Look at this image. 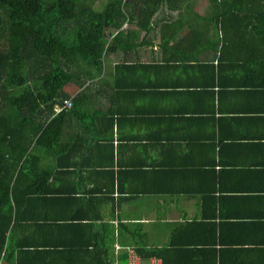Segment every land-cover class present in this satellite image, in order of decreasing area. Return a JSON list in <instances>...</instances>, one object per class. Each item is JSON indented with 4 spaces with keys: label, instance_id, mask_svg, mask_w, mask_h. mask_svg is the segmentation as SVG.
Segmentation results:
<instances>
[{
    "label": "crops",
    "instance_id": "crops-1",
    "mask_svg": "<svg viewBox=\"0 0 264 264\" xmlns=\"http://www.w3.org/2000/svg\"><path fill=\"white\" fill-rule=\"evenodd\" d=\"M209 10L178 33L165 10L148 29L126 20L107 57L134 67L104 77L108 99L68 109L58 149L41 152L48 179L7 239L17 257L1 264H129L128 247L157 249L161 264H264V73L245 68L263 47L232 49L219 67ZM97 127L114 136L113 167Z\"/></svg>",
    "mask_w": 264,
    "mask_h": 264
},
{
    "label": "trees",
    "instance_id": "trees-1",
    "mask_svg": "<svg viewBox=\"0 0 264 264\" xmlns=\"http://www.w3.org/2000/svg\"><path fill=\"white\" fill-rule=\"evenodd\" d=\"M196 1L107 0L97 8L86 0H0V260L17 257L7 239L20 218L25 199L32 197L37 187L43 188L48 179L41 152L44 148L50 153L58 149L68 109L75 107L78 100L94 102L103 95L108 99V88L102 83L104 77L111 76L116 82L114 77H128L127 67H134L123 60L114 65L109 63V52L117 46L124 47L120 38L125 33L118 31L110 40L108 31L120 29L127 19L134 17L139 27L148 29L156 13L165 10L177 21L178 24L171 25L178 33L188 26V14L194 10ZM211 5L214 32L220 35L218 43H211L214 51L219 52L218 66L225 60L223 56L227 61L228 56H234L232 49L250 53L259 45L263 47L262 53L253 51L254 62L245 68L264 73V0H212ZM199 16L193 13L190 17L194 24ZM179 47L175 45L183 52ZM204 62L200 64L203 68L215 67L214 63ZM215 78L220 84L219 74ZM65 81L76 84L77 93L66 91ZM259 81L264 88V76ZM67 99L72 106L65 105ZM108 115L104 112L96 117L103 121ZM106 134L107 131L97 127L93 136L97 144L112 151L111 159H104L106 166L113 167L114 136ZM55 162V166L59 165L57 159ZM95 237L99 241L92 238L86 242V248L101 244V233ZM133 249L142 259L159 255L157 249ZM99 253L105 260V251L99 249Z\"/></svg>",
    "mask_w": 264,
    "mask_h": 264
},
{
    "label": "rangeland",
    "instance_id": "rangeland-1",
    "mask_svg": "<svg viewBox=\"0 0 264 264\" xmlns=\"http://www.w3.org/2000/svg\"><path fill=\"white\" fill-rule=\"evenodd\" d=\"M88 3H89V5H91V6H93V7H97V8H100V7H102L103 5H105V3L107 2V0H86ZM211 1L212 0H198V4L195 6V7H197L198 9H201V10H207V9H209V8H211L212 9V11L214 10V8L212 7V5H211ZM219 3V2H218ZM102 9V8H101ZM212 11L211 10H209L208 11V17H209V22H210V25L212 26V28H213V19L211 18V16H212ZM212 30H214V29H212ZM64 88H65V90L66 91H68V92H71V93H74V92H77L78 90H79V87L76 85V84H74V83H69L68 81H65V84H64ZM43 160V159H42ZM43 164L45 163V162H43V161H41ZM47 162V161H46Z\"/></svg>",
    "mask_w": 264,
    "mask_h": 264
},
{
    "label": "built area",
    "instance_id": "built-area-1",
    "mask_svg": "<svg viewBox=\"0 0 264 264\" xmlns=\"http://www.w3.org/2000/svg\"><path fill=\"white\" fill-rule=\"evenodd\" d=\"M69 104V100H65V105ZM60 110V109H58ZM129 264H161V261L156 257H150L144 261L133 248H129Z\"/></svg>",
    "mask_w": 264,
    "mask_h": 264
},
{
    "label": "clouds",
    "instance_id": "clouds-1",
    "mask_svg": "<svg viewBox=\"0 0 264 264\" xmlns=\"http://www.w3.org/2000/svg\"><path fill=\"white\" fill-rule=\"evenodd\" d=\"M125 24H126V22H125ZM122 29H124V26L123 27H121L120 29H117V30H113V31H108V38L110 39V40H112L113 39V37L118 33V31H121ZM110 32V33H109ZM68 100V99H67ZM68 106H72V104L70 103V101H69V104H67Z\"/></svg>",
    "mask_w": 264,
    "mask_h": 264
}]
</instances>
